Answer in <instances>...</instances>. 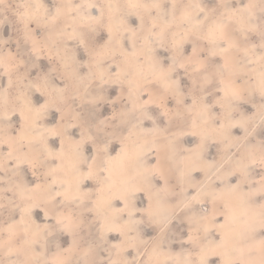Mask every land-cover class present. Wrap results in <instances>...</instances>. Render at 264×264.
<instances>
[{"label": "rangeland", "instance_id": "obj_1", "mask_svg": "<svg viewBox=\"0 0 264 264\" xmlns=\"http://www.w3.org/2000/svg\"><path fill=\"white\" fill-rule=\"evenodd\" d=\"M33 0H6L7 10L0 7V86H6L9 79V73L6 69L10 65H19L23 59L25 65L19 67V70H11L13 87L11 97L14 98L20 90L29 88V80H34L37 75L49 74V91L55 101V106L48 109L38 121V126L29 130L30 135L42 133L44 128L56 126L58 130L64 133L63 137H47V143L54 151L60 147L61 138L65 140V151L68 154L73 153L72 141L80 140L83 130L85 142L81 145L80 151L83 156L91 159L95 147L86 137L93 135L97 140L98 146L103 147L107 143L106 149L99 154L97 163L106 160L109 156L116 157L125 149L129 154L139 153L140 155L133 160L128 161V171L124 175L119 174L118 164H114L113 179L116 181L115 187L111 191L106 190L104 193H98L100 187L98 179L84 180L80 187L81 198L71 202H61L63 198H57L55 204L47 203V193L43 190L29 193L27 190L34 188L38 183L44 181L43 173L50 165L39 167L36 174L33 175V169L27 164H17L15 157L21 155V152L14 151L13 159H7L9 148L7 145H0V264H86L93 260H133L137 258L139 264H184L186 260L198 259L199 249L189 242L188 235L190 232L188 217L209 218L216 212L221 215L216 217L217 223H223V213L225 211L222 203L213 204L211 199L203 195L205 200L212 206L209 214H203L198 209L195 202L191 205V210L182 209L180 205L186 201L194 189L189 184L205 179V172L199 168L206 167L207 164L215 162L213 167L208 169L207 175L212 176L215 180L216 169L223 163L224 167L219 174H224L231 170L232 160L237 155H245L246 148L243 143L236 147V141L231 148H225L227 141H221L219 135L216 138H209L204 142L201 150L200 159H196L189 153L188 149L195 148L200 143V137L191 134L190 118L185 116L177 117L176 113L185 112V106L192 104V78L186 74L184 69H177L172 79L177 81V86L165 92L156 84L148 86L144 90V80L135 78L138 87H134L133 96L129 97V85L127 79L122 74L119 79L115 76L117 65L125 68L123 57L119 54L115 59L107 57L101 66L95 63L89 64L90 52L95 50L107 40L108 35L106 28L93 26L91 21L83 18L86 16H98L101 11L104 13L105 24L111 22L118 27L121 32L125 28H136L139 25V16H143L150 24L155 20L157 31L164 26L166 19H171L173 0H159L162 4L161 9L139 8L136 14L129 15V10L124 6V0H111L113 5H118L119 9H113L109 12L107 7L109 0H71V4H81L79 10L68 11L69 0H44L45 7L52 8L59 4L62 5V12L55 23H50L46 30L37 28L33 22L29 25L35 30V35L39 39L38 47L40 51L37 54H31V42L25 43L23 23L17 19V6L24 4L34 5ZM28 2V3H27ZM32 2V3H31ZM153 0H142V3L151 4ZM195 0H176L177 8L175 15L179 17L185 6L194 3ZM225 0H202V6L214 8L222 5ZM232 7H237L235 0H228ZM247 2V0H245ZM259 5V0H253ZM88 3L95 4L99 7L95 9L86 7ZM23 12L24 9H19ZM43 11V10H41ZM224 7H219V12H224ZM259 15L258 8L255 9ZM99 12V13H98ZM127 14V17L123 18ZM122 19V24L119 21ZM95 27V31L91 29ZM186 27V25H185ZM236 25L229 27V32L235 36L240 48L250 47L252 44L257 46L260 43L259 37L251 34L245 40L239 33L232 30ZM171 31H180L175 26ZM182 35L183 33L180 32ZM124 35L130 36V33L124 32ZM85 39L88 48L81 46L80 39ZM166 47L155 49L154 56L157 60L165 63L170 62L168 59L173 55L171 48V32L168 33V39L165 41ZM125 48L130 45L124 42ZM187 50L186 54L192 51V41L189 39L183 45ZM207 55V53H205ZM233 59H240L243 53L234 50L231 54ZM259 55V48L250 58L255 60ZM143 58V57H142ZM209 64L215 65L222 62L218 57L209 58ZM69 66L68 71H64L62 64ZM34 64V66H33ZM252 67H258L254 64ZM145 71H148V61H145ZM101 70L104 71L103 80L98 79ZM252 73L241 74V86L246 87V82ZM64 79H61V77ZM26 77V78H25ZM151 78V77H149ZM116 81L115 83L113 81ZM67 84L65 95L71 97L66 102L59 99V93L54 88H64ZM218 85L213 82L205 86L204 91L197 90V107L200 104L199 98L203 97V102L213 106L214 112H219V105L214 102L217 99ZM205 92L209 95H205ZM34 104L43 103L44 97L34 90L29 93ZM140 96L137 103L151 99L153 103L147 104L143 110H133V100ZM179 101L183 103L178 104ZM258 94L253 99L249 98L245 92L244 99L234 102L238 107L234 113V119H238L241 113L251 115L255 111L253 102L259 103ZM13 108H18L14 100H10L5 106L0 107V111L7 110L12 112ZM60 111H57V109ZM63 113V120H61ZM123 114V115H122ZM195 115V112L192 113ZM150 117L151 119H149ZM103 121V124L99 122ZM21 117L19 111L12 112L8 121L0 119V138L8 139L9 136L15 137L21 129ZM10 124V127L8 125ZM71 125V127H69ZM90 125H94L89 129ZM97 128L101 129L97 131ZM150 129H159L152 132ZM247 131L252 133L248 138L252 146H258L261 140H264V127L260 126L258 115L247 125ZM180 132L186 134L179 135ZM232 137H243L244 129L239 126L230 129ZM46 135V134H45ZM215 135V134H214ZM155 139L156 147L151 153L148 149L152 147ZM171 141V143H169ZM13 147H17L14 143ZM39 149V145H35ZM27 151V148L23 149ZM258 151V149H257ZM35 155V151L32 153ZM183 158V161H182ZM159 161L162 176H156L152 183H148L142 176H137L136 172L143 170L146 165L156 164ZM182 161V162H181ZM227 162V163H225ZM59 163V161H57ZM198 166L197 171L188 170L193 166ZM86 170V169H85ZM184 175H181V172ZM259 166L254 168V172L259 174ZM107 175V173H105ZM61 178L71 179V175L65 177L64 173H58ZM238 177H227L228 184H235ZM251 179L255 182L259 179L254 175ZM126 181L121 184L120 181ZM54 188L56 186H53ZM129 190L133 187H139L141 191L135 192L134 196L129 198L128 208L123 213H116L119 219L116 223L120 224L127 233V236H121L118 232L107 231L108 224H105L104 217L111 218L112 209L123 207L119 199H112V208L107 205L96 210L93 202L98 196L108 199L113 194L118 195L124 188ZM258 187V184H253ZM160 189V191H157ZM187 189V191H183ZM73 192L76 191L73 183ZM24 192V198H21V192ZM248 191V187H244ZM149 196H151L152 215L150 216L145 209L149 208ZM31 197V198H29ZM229 200L235 212L236 219L229 224V228L234 230L233 242L239 246H255L261 239L260 229H257L253 235L247 227L241 222L242 213L245 212L247 205L242 202L238 195L226 197ZM259 201L258 196L253 198ZM39 204V207L31 209V214H25L24 223L21 224V209L31 204ZM45 211L49 213L45 216ZM71 214L73 216L74 227L71 231H65L56 223V215ZM131 212V216H129ZM253 210H248V216L252 217ZM174 217V218H173ZM172 219V220H171ZM128 222L125 224V222ZM139 221V223H137ZM258 223V217L250 221ZM104 225L102 229L101 225ZM196 225H193L195 227ZM25 229L27 232L25 233ZM206 234L201 228V242L207 243V240H217L219 231L209 225V233ZM35 240L34 244L25 243V241ZM121 240L125 244H132L131 248H126L119 255L116 254L112 245L119 243ZM75 241V243H73ZM71 246V251H65ZM155 249V254L153 250ZM247 258V257H246ZM254 259L259 260V253L256 252ZM209 264L218 262L217 256L207 257Z\"/></svg>", "mask_w": 264, "mask_h": 264}, {"label": "snow or ice", "instance_id": "obj_2", "mask_svg": "<svg viewBox=\"0 0 264 264\" xmlns=\"http://www.w3.org/2000/svg\"><path fill=\"white\" fill-rule=\"evenodd\" d=\"M235 3L238 6L232 7L228 0H225L222 5L209 9L202 6V0H195L194 3L185 6L179 17H177L175 15L177 3L176 0H173L171 5L173 10L171 19H166L164 26L159 31L156 30L158 26L155 20L149 24L143 16L138 17L139 25L136 28H125L123 32L114 26L111 22V16L109 18L110 22L105 24L103 11L98 16L89 15L83 18L86 21H91L93 26L106 28L108 35L107 40L102 45L90 52L89 64L95 63L101 66L107 57L115 59L117 54L123 57L126 67L121 68L118 64L115 76L117 79L122 74L125 76L129 85L128 91L130 98L133 96L134 87L139 86L136 84L135 78H142L144 80L145 91L148 90V86L156 84L167 92L177 86V81L172 79L177 69H184L186 74L191 76L192 89L190 90V95L192 96V104L186 105L185 112L181 113L178 111L176 116L179 118L183 115L186 118H190L191 134L200 137V143L195 145V148L187 150L192 156L200 159L204 142L209 138L215 139L216 135H219L221 141H227L224 145L226 149L231 148L236 141H240V143H236L237 148L240 147L241 143L245 145V155L235 156L232 160L230 171L222 175L219 174L224 167L223 163L216 169V173L213 175H215V180L220 182L219 184L213 182L212 176L207 175L208 169L212 168L215 162L207 164L204 168H199L200 171L205 172V179L203 181H196L194 184H189V187L193 188L194 191L180 205L182 209L191 210V205L198 202L201 195H206L214 205L222 203L225 211L223 213V223H217L216 221V217L221 215L220 212L214 213L211 218L208 216L198 218L188 217L191 229L188 239L199 251L194 253L198 255V259L186 260L184 264H209L208 256L218 257V262H214V264H264V202H257V200L253 199L258 196L259 201H264V140H261L258 146H252L248 139L252 133L247 131V125L257 115L260 126L264 127V0H259V5L254 3L253 0H247V2L245 0H235ZM124 6L129 10V15L136 14L135 10L139 8H155L159 10L163 7L159 0H153L150 5L142 3V0H124ZM0 7L7 10L8 4L6 0H0ZM62 7V5L57 4L54 6V10L47 8L43 0H35L34 5L22 3L17 6V19L23 23L25 29V43L31 42L32 44L31 54H37L40 48L38 47L39 39L35 35V30L30 28L29 25L34 22L37 28L46 30L50 23H55L58 20L62 12ZM67 7L68 11L72 12L79 10L82 5L76 4L73 6L71 0H69ZM86 7L95 9L97 5L88 3ZM107 7L110 13H112L113 9H119V6L113 5L111 0H109ZM219 7H224L225 11L217 14ZM21 8L24 9L23 12L19 11ZM257 8L259 15L255 11ZM123 22V19L119 21L120 24ZM232 24L236 25L232 31L239 33L245 40L251 34L257 35L260 40L259 45L252 44L250 47L240 48L235 36L229 32V27ZM173 26L180 31H171ZM91 30L95 31V27ZM124 32L130 33V36L126 37ZM169 32H171L170 50L173 52V55L168 58L170 62L165 66L164 62L155 58V49L152 45L155 44V47L160 48L166 47L165 41L168 39ZM180 32L183 34L181 35ZM189 39L192 41V51L190 54H186L187 50L183 45ZM125 41L130 45L129 48H125ZM80 44L85 49L88 48L85 39H80ZM257 47L259 48V55H256L255 60H253L250 57L255 54ZM234 50L242 52L243 56L240 59H233L231 54ZM211 57H218L222 62L210 65L208 61ZM146 60L148 61V71L144 69ZM25 64L26 61L22 59L19 65H10L6 69L9 73L8 83L6 86H0V107L7 105L10 100H14L18 104V108H13L12 112L19 111L22 122L20 132L17 136H9L8 139L0 138V145L8 146L7 159L9 160L13 159L14 151L21 152V155L15 157L17 164L29 165L33 169V175L36 174V170L39 167L50 165L43 173L44 181L36 184L34 188L28 189L27 191L33 193L43 190L47 193L46 202L53 204H55L57 198H63L62 203L81 198L79 190L83 181L87 179L99 178L98 183L100 187L97 189L98 193L102 194L106 190L111 191L116 184V181L113 179L114 164H118L119 174L124 175L129 168L128 161L135 159L140 154L138 152L129 154L125 149H122L121 153H118L116 157L109 156L106 160L100 161L98 164V156L106 149L107 143H104L103 147H100L98 146L97 140L93 138V135H88L86 139L91 141L93 145H97L89 160L80 151L81 145L85 142L83 130L81 139L72 141L73 153L71 155L65 151V140L63 138H61L58 150L54 151L48 146L47 137L64 136V133L60 132L56 126L44 128L43 132L37 135H30L29 130H33L38 126L40 118L47 113L49 108L55 106V101L49 91L50 77L47 73L37 75L34 80H29V88L20 90L14 98L11 97L13 87L11 70L15 68L18 71L19 67ZM254 64H257L258 67H252ZM61 67L64 71L69 70V66L66 63L62 64ZM242 73H252L246 82V87L241 86ZM103 76L104 71L101 70L97 78L103 80ZM61 79H64V77L62 76ZM113 82L115 83L116 81L114 80ZM213 82L218 85L216 90L217 99L214 103L219 105V112H214L212 105L204 103L202 96L199 98L200 104L197 107V90L204 91L205 86ZM67 87V84H65L64 88H54V91L60 94L59 99L62 102L71 99V97L65 95ZM32 90L39 92L44 97L43 103L34 104L32 102L29 95ZM245 92L248 93L250 99H253L258 94L260 101L259 103L253 102L255 111L251 115L241 113L238 119H234V113L238 107L234 102L243 100ZM205 95H209V93L205 92ZM139 99L140 96H136L133 100V110H143L147 104L153 103L151 99L137 103L136 101ZM180 103H183V101L178 100V104ZM57 111H60V109L58 108ZM12 112L6 109L0 111V119L7 122ZM193 112H195V115H192ZM148 118L151 119L150 117ZM61 120H63V113H61ZM99 123L103 124L104 122L100 121ZM93 126L90 125L89 129ZM237 126L244 129L245 135L243 137L231 136L230 129ZM8 127H10V124ZM100 130L97 128V131ZM149 131L156 132L159 129H150ZM184 134L186 133H179L181 136ZM14 143L17 145L15 148L13 147ZM37 144L39 145L38 150L35 149V145ZM155 147L154 139L152 147L148 149V153H151ZM25 148H27L26 152L23 151ZM34 151L35 155H32ZM256 166H259L261 169L259 174L254 172ZM197 169L198 166L194 165L188 170L187 174L191 176V172L197 171ZM61 172L64 173L65 177L71 175L72 178H61L58 176V173ZM136 175L142 176L148 183H152L156 176L159 175L162 179H165V184H167L166 178L162 176L160 171L159 161L150 166L146 165L142 172L137 171ZM181 175H184L183 171ZM254 175L259 176V179L255 182L251 179ZM230 176L238 177L235 184L227 183V177ZM73 183L75 184V192L72 190ZM120 183L125 184L126 181L121 180ZM254 183L258 184V187H253ZM53 186L56 187L54 188ZM245 186L248 187L247 192L244 191ZM137 191H141V189L139 187H133L129 190L125 187L118 195L113 194L107 200L103 199L102 196H98L93 202L94 208L98 211L106 205L108 208H112V199H119L124 205L121 208L112 209L111 218L109 216L104 217L105 224L109 225L106 229L107 231L118 232L121 236H127L124 228L116 223V220L119 219L116 213L125 212L129 205V198L134 196ZM157 191H160V189H157ZM183 191L186 192L187 189H183ZM24 195L25 193L22 191V199ZM233 195H238L239 199L247 205L245 212L241 214L243 217L241 222L247 227L248 231L255 235L257 229L261 230V239L255 246H239L233 242L234 230L228 226L235 221L236 216L232 205L226 199V197ZM39 206V204L33 203L21 209L20 223H24L23 217L25 214L30 215L31 209ZM151 209V196H149V208L144 211H147L151 216ZM248 210H253L252 217L248 216ZM48 215L49 213L45 211V216ZM129 216H131V212H129ZM256 217H258V223H251L250 221ZM56 223L65 231H71L74 227L73 216L70 213L67 215L62 212L58 213L56 215ZM127 223L126 221L125 224ZM193 225L196 226L193 227ZM209 225L219 231V238L217 240H207L205 244L201 242L200 231L202 228L207 237ZM101 227L103 229L104 225L102 224ZM26 232L27 229H25ZM35 242V240L25 241V243L29 244H34ZM131 247L132 244H125L124 240L112 245L117 255L123 253L126 248ZM65 251H71V246ZM256 252L259 253V260L253 258ZM153 254H155V249L153 250ZM86 264H139V260L137 258L131 261L120 259H108L105 261L102 259L89 261Z\"/></svg>", "mask_w": 264, "mask_h": 264}, {"label": "bare ground", "instance_id": "obj_3", "mask_svg": "<svg viewBox=\"0 0 264 264\" xmlns=\"http://www.w3.org/2000/svg\"><path fill=\"white\" fill-rule=\"evenodd\" d=\"M34 1V3H35V0H33ZM32 1V2H33ZM31 2V3H32ZM28 3V2H27ZM43 3H44V5H45V2H44V0H43ZM31 5V4H30ZM98 11L99 10V7L97 6L96 8H95V11ZM96 11V12H97ZM99 13V12H98ZM125 17H127V14L123 17V18H125ZM122 19V18H121ZM127 19V18H126ZM126 19H123V20H126ZM127 21V20H126ZM196 207H198V209L200 210V212L201 213H203V214H209L211 211H212V206H211V204L208 202V201H206L205 200V197L203 196V195H201V197H200V200L198 201V204H197V206ZM174 218V217H173ZM172 220V219H171Z\"/></svg>", "mask_w": 264, "mask_h": 264}]
</instances>
